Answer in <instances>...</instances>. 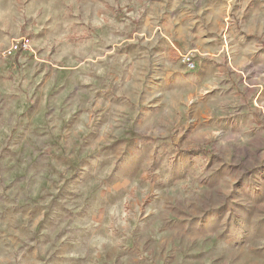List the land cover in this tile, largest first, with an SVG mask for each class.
I'll use <instances>...</instances> for the list:
<instances>
[{"label": "rangeland", "instance_id": "rangeland-1", "mask_svg": "<svg viewBox=\"0 0 264 264\" xmlns=\"http://www.w3.org/2000/svg\"><path fill=\"white\" fill-rule=\"evenodd\" d=\"M0 264H264V0H0Z\"/></svg>", "mask_w": 264, "mask_h": 264}, {"label": "built area", "instance_id": "built-area-1", "mask_svg": "<svg viewBox=\"0 0 264 264\" xmlns=\"http://www.w3.org/2000/svg\"><path fill=\"white\" fill-rule=\"evenodd\" d=\"M30 53L33 56L37 57V50L33 42V38L29 35L19 36L14 38L10 44L4 51L3 57L9 58L13 57L18 53ZM184 61L187 64L189 69H194L196 67L195 60H193L190 56V53H186L184 56Z\"/></svg>", "mask_w": 264, "mask_h": 264}, {"label": "crops", "instance_id": "crops-1", "mask_svg": "<svg viewBox=\"0 0 264 264\" xmlns=\"http://www.w3.org/2000/svg\"><path fill=\"white\" fill-rule=\"evenodd\" d=\"M24 53V52H23Z\"/></svg>", "mask_w": 264, "mask_h": 264}]
</instances>
